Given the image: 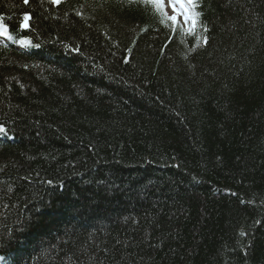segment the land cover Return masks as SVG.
Segmentation results:
<instances>
[{
  "label": "trees",
  "instance_id": "16d2710c",
  "mask_svg": "<svg viewBox=\"0 0 264 264\" xmlns=\"http://www.w3.org/2000/svg\"><path fill=\"white\" fill-rule=\"evenodd\" d=\"M196 11L0 0V255L264 264V0Z\"/></svg>",
  "mask_w": 264,
  "mask_h": 264
},
{
  "label": "snow or ice",
  "instance_id": "6c2138e0",
  "mask_svg": "<svg viewBox=\"0 0 264 264\" xmlns=\"http://www.w3.org/2000/svg\"><path fill=\"white\" fill-rule=\"evenodd\" d=\"M128 2L130 4H142L146 9H151L152 14L159 17V23L170 29L173 40L177 33H181L184 36H193L196 34V30L199 27L200 13L196 11L198 0H128ZM23 3L27 5L29 4V0H23ZM48 3L52 6H60L62 0H48ZM169 9L171 15L168 14ZM76 15L80 16L81 12L77 11ZM179 17H182L183 19V27L181 26ZM29 19V15L25 14L23 16V21H25V23H21L20 28H27L28 24L26 22ZM206 31L207 29L205 28L204 32ZM0 35H8V28L4 24H0ZM196 40L203 41L204 45H207L209 42L208 36L203 34L197 35ZM18 42L21 45H28L30 43L27 39ZM4 131L5 128L0 126V132ZM241 235L243 236L244 232H241ZM2 259H4V257H0V260Z\"/></svg>",
  "mask_w": 264,
  "mask_h": 264
},
{
  "label": "rangeland",
  "instance_id": "374dc122",
  "mask_svg": "<svg viewBox=\"0 0 264 264\" xmlns=\"http://www.w3.org/2000/svg\"><path fill=\"white\" fill-rule=\"evenodd\" d=\"M168 14L171 15V11H170V9H169ZM179 20H180V22L183 24V19H182V17H179Z\"/></svg>",
  "mask_w": 264,
  "mask_h": 264
}]
</instances>
